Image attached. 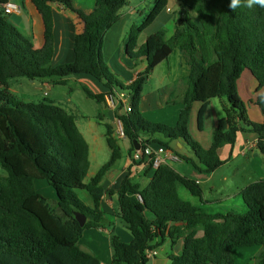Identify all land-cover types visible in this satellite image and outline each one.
<instances>
[{"label": "trees", "instance_id": "obj_1", "mask_svg": "<svg viewBox=\"0 0 264 264\" xmlns=\"http://www.w3.org/2000/svg\"><path fill=\"white\" fill-rule=\"evenodd\" d=\"M177 1L186 16L168 40L161 29L141 46L137 44L139 35L166 7V0H154L141 23L129 29L125 56L131 61L141 59L145 70L126 87L109 71L102 47L104 35L118 20L127 0H94L89 14L74 7L71 0H30L43 24L39 49L0 13V168L6 174L0 176V264H101L82 251L78 242L85 230L101 227L100 201L105 192L99 183L120 158L112 127L105 125L110 158L84 184L89 169L88 145L74 117L46 98L15 102L8 90L13 79L56 78V84L65 86L66 78L84 75L109 92H126L131 111L118 114L117 119L130 152L133 141L163 147L194 169L211 173L224 164L218 150L233 146L238 132H248L258 135L257 147L264 154V7L254 4L233 10L230 0ZM52 4L62 6L82 25L73 38L72 61L57 66H52ZM190 13L196 15V21ZM175 50L184 57L188 75L177 120L173 127H167L146 119L139 106L149 74ZM244 72L257 83L256 91H262L255 99L262 123L249 119L239 97L238 81ZM81 89L87 99L104 106L103 94H94L85 86ZM212 98L224 100L226 130L214 129L211 145L204 150L190 135V113L194 104H200L197 128L202 131ZM173 142L184 144L193 158L177 153L171 147ZM37 180L53 190L54 201L39 193ZM178 186L202 200V190L195 181L164 165L153 170L144 187L125 177L116 192H109L116 194L117 217L131 235L129 243L110 236V264H148L147 253L160 246L165 235L172 246L181 243L180 253L169 257L171 264H234L233 251L245 247H260L251 264H264V180L240 192L246 208L243 214L199 211L179 197ZM80 191L88 193L92 208L81 201ZM75 213L86 217L83 227L75 220Z\"/></svg>", "mask_w": 264, "mask_h": 264}, {"label": "crops", "instance_id": "obj_2", "mask_svg": "<svg viewBox=\"0 0 264 264\" xmlns=\"http://www.w3.org/2000/svg\"><path fill=\"white\" fill-rule=\"evenodd\" d=\"M71 1L74 7L81 10L84 14H89L93 9L94 0ZM153 1L154 0H127L126 4L119 11L118 20L104 35L102 55L105 61H107L106 63L110 64L111 70L116 77L124 79L123 82L125 85L131 84L135 80L137 74L145 70V64L141 59L131 61L125 56L127 33L132 26L141 23L151 9ZM7 2L18 6L21 11L19 16H5L7 21L10 22L22 36L28 39L34 48H41L43 45L42 19L30 3V0H0V13L1 6ZM51 8L54 27V54L52 66H57L72 61L73 38L75 34L81 32L82 25L73 14L66 11L59 4H52ZM189 15L193 21H196L195 14L190 13ZM185 16V9L177 0H166V7L164 10H162L155 21L139 35L137 41L138 46H141L149 36L155 34L160 29L166 31L165 35L168 40L173 35L175 27ZM157 70H159L158 82L153 86L151 91H144L145 84L152 81L154 72ZM187 75L188 67L186 61L177 50L173 51L166 61L158 65L149 74L143 86L142 99L139 106L141 113L146 119L169 125L175 124L179 110L181 109L180 101L185 92L184 88H186V86L184 79ZM70 77L66 78V81L69 82L68 80L71 79L80 89L82 86H85L94 94L104 95L107 92L100 83L88 76L74 75ZM12 82L13 83H11V81L9 82L8 90L14 98V101L21 103L31 102L32 100H29L30 98L28 99L29 101H27V99L24 101L15 96L16 87L22 85V83L18 81ZM40 84L41 86L45 84L50 86V81L48 79L40 80ZM256 88L257 83L252 76L249 72H244L238 81L239 97L245 104L249 119L255 123H262L263 117L260 110L255 105V99L262 91H256ZM28 95L31 96L32 93L30 92ZM73 103L74 101L71 96L67 97L63 105L60 103L58 106L53 102L54 105L61 107L69 115L74 117L76 127L88 145L89 169L84 180V184H86L110 158L111 152L106 143V130L104 126L109 125L112 127V124L118 121L117 115L121 114L122 111L113 112L106 110L105 105H100V108H96L94 112L88 114ZM224 105L223 99L212 98L209 100L203 117L202 131L197 128V113L200 104H194L191 110L189 132L193 139L204 150L209 149L211 145V137L214 129L220 127L222 130H226L223 111ZM114 133L115 131H113L112 137L116 141L120 158L106 172L99 183V187L105 192L100 201V211L103 213L104 219L101 223V227L85 230L78 242V246L82 251L94 256L101 264H110L112 256L110 246L111 235L117 236L123 243H129L131 241L130 233L125 228L122 221L117 217V196L109 192H116L125 177L130 179L132 183L144 187L148 184L153 175V168H148L147 161L139 159L136 153L133 155V151H129L130 146L128 141L125 139L118 140V137H116ZM124 141H126V143ZM257 142L258 135L248 132H238L233 146L225 145L218 150L217 155L220 160L224 161V164L211 173H204L194 169L190 164L183 162L175 153L169 150H167L168 156L164 158L165 161L163 165L170 166L182 177L195 181V183L198 184L202 190V200L200 201L196 197H193L188 191L189 197H186V200L184 199V201L190 203L197 210L207 214L227 213L229 211L237 212L239 208L236 206V200L240 197V192L247 186L264 180V154L258 149ZM171 146H173L176 152L181 156L193 158L189 150H187L186 153L178 152V150H182V148L185 147L181 142H173ZM173 157H176L177 160L172 159ZM182 164H187L189 168L192 169L190 170L182 167ZM222 167H227V176L222 177L221 180L215 179L217 172ZM4 173L0 174V176L4 177ZM38 181L41 182V189H45L46 183L44 181L37 180L35 181V185ZM179 187L184 189L182 186H178L177 193ZM41 189H38L40 194ZM185 194L186 193H184V195ZM41 195L50 201H54V192L53 196L50 194ZM78 195L85 206L89 208L93 207L92 200L87 192L80 191ZM194 199L197 201H194ZM157 240V242L161 241L159 238H157ZM235 250L233 251V255ZM180 251L181 243L172 246L165 235V240H162L161 245L147 253L149 260L148 264H171L169 257L178 255Z\"/></svg>", "mask_w": 264, "mask_h": 264}, {"label": "rangeland", "instance_id": "obj_3", "mask_svg": "<svg viewBox=\"0 0 264 264\" xmlns=\"http://www.w3.org/2000/svg\"><path fill=\"white\" fill-rule=\"evenodd\" d=\"M103 59H104V57H103ZM104 62L106 63L107 61H105V59H104ZM106 65H107L109 71L112 74H114V72L111 70L110 64L106 63ZM159 70H157L156 72H154V76L152 78V81L145 84L144 91H151V89L153 88V86H155V84L158 82V79H159V76H158ZM116 79L124 87L128 86V85H125V83L123 82L124 79H122L121 77L120 78L119 77H116ZM48 80L50 81V86L49 85L47 86L46 84L41 86L40 80L29 81V80L24 79V78L13 79V80H11V83H13L12 81H18L19 83H22V85H19V86L16 87V94H15V96H17L18 99H20V100H24L25 101L27 99V101L32 100L34 102H37V101H41L44 98H46L47 100L51 101L52 103L54 102V104H56V105H58L60 103L63 105L65 103L67 97L71 96L73 98V101H74L73 104L76 105L78 108H82L83 111L84 112H87L88 114L94 112L96 110V108H100V105H98L97 103H95L93 100L87 99L86 96H85V94H84V92L79 87H77L73 83V81L71 79L68 80L69 82H67V85H65V86L56 84L54 82L56 80V78H52V79H48ZM184 89H183V91H184ZM30 92L32 93L31 96L28 95V94H30ZM45 93H47V96H45ZM104 96L105 95H103V97ZM21 98H23V99H21ZM58 100L60 101V103H59ZM104 105H105L106 110H110L108 108V106L106 105L105 100H104ZM161 124H163V125H165L167 127H173L174 126V125H169V124L162 123V122H161ZM112 129L115 132L117 131V122H114L112 124ZM114 134H115L116 137H118L116 135V133H114ZM117 139L118 140H122L124 138H119L118 137ZM124 142L126 143V141H124ZM171 147L174 148L173 146H171ZM187 150L188 149L184 147V148H182V150H178V152L186 153ZM182 167L188 168L190 170L192 169V168H189V166L187 164H182ZM226 169H227V167L220 168V170L217 172V174L215 176V179H220L221 180L222 177L227 176L228 171ZM3 173H4V171L0 169V174H3ZM4 176H5V173H4ZM40 184H41L40 181H38L36 183V187L38 189H41ZM40 192L43 195L50 194V195L53 196L52 189L47 184H46V188L43 189V190L41 189ZM178 193H179L180 197L183 200L186 197H189V193L187 191H185L184 189L180 188V187L178 188ZM184 193H186L185 194L186 196L184 195ZM194 201H197V200L194 199ZM50 202H52V201H50ZM50 204L52 205V203H50ZM236 206H238V208H239V210H237V212L239 214L245 213L246 208H245V206L243 204V201H242L241 197H238L237 198V200H236ZM241 209H243V210H241ZM260 249L261 248H259V247H253V248L245 247V248H239V249L235 250L234 255H233V257H234V264H251V263H253V261H254L253 259L258 254V252L260 251Z\"/></svg>", "mask_w": 264, "mask_h": 264}, {"label": "built area", "instance_id": "obj_4", "mask_svg": "<svg viewBox=\"0 0 264 264\" xmlns=\"http://www.w3.org/2000/svg\"><path fill=\"white\" fill-rule=\"evenodd\" d=\"M1 13L6 16L8 15L19 16L21 14V11L18 6L7 2L1 6ZM104 95H105L104 96L105 103L111 111L118 112V110H120L123 113H129L131 111L130 95H128L126 92L107 91ZM45 96H47V93H45ZM115 133L119 138H124L122 125L119 120L117 121V131ZM139 144H140V150L134 152V154L136 153L139 159H141V157L143 156L144 159L147 161V163H151V168H153V170L163 165L165 161L164 158L168 156V151L165 148L163 147L154 148L152 146L145 145L143 143L142 144L139 143ZM172 159L177 160L176 157H173Z\"/></svg>", "mask_w": 264, "mask_h": 264}, {"label": "clouds", "instance_id": "obj_5", "mask_svg": "<svg viewBox=\"0 0 264 264\" xmlns=\"http://www.w3.org/2000/svg\"><path fill=\"white\" fill-rule=\"evenodd\" d=\"M254 4H258L261 7H264V0H230L229 7L235 10L236 8L241 6L252 7Z\"/></svg>", "mask_w": 264, "mask_h": 264}, {"label": "water", "instance_id": "obj_6", "mask_svg": "<svg viewBox=\"0 0 264 264\" xmlns=\"http://www.w3.org/2000/svg\"><path fill=\"white\" fill-rule=\"evenodd\" d=\"M133 146H134V150H133L132 154H134V152H137L140 150V144L137 143L136 141H133ZM74 216H75V220L78 222L80 227H83L86 223V217L80 213H75Z\"/></svg>", "mask_w": 264, "mask_h": 264}]
</instances>
